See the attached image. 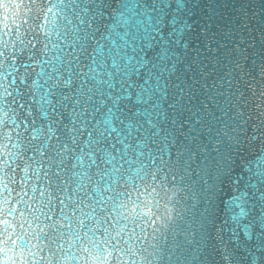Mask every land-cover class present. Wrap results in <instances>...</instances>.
I'll return each instance as SVG.
<instances>
[{
  "label": "snow or ice",
  "instance_id": "1",
  "mask_svg": "<svg viewBox=\"0 0 264 264\" xmlns=\"http://www.w3.org/2000/svg\"><path fill=\"white\" fill-rule=\"evenodd\" d=\"M197 8L29 0L0 25V264H264V23Z\"/></svg>",
  "mask_w": 264,
  "mask_h": 264
},
{
  "label": "water",
  "instance_id": "2",
  "mask_svg": "<svg viewBox=\"0 0 264 264\" xmlns=\"http://www.w3.org/2000/svg\"><path fill=\"white\" fill-rule=\"evenodd\" d=\"M198 4L203 6L204 11L202 12L200 8H197L196 11L201 13L202 15L206 16L211 14L215 10V15L219 16L223 14L226 17H230L233 21L237 18L241 20L248 18L253 20H258L264 23V0H196ZM29 5V0H0V25L3 22H7L9 27H15L16 23H19L27 14L26 9ZM212 5L213 7H209ZM224 5H226L224 7ZM255 14V15H253ZM15 21V23H14ZM7 108V105H5ZM5 132L8 136H11V131L5 129ZM251 135V132H249ZM259 146L255 143L250 144L248 146V151L245 155H249L257 150ZM15 151V149H12ZM8 148L7 144L3 147H0V156L4 157V160L8 159ZM32 153L29 152L28 155ZM4 165V161L0 160V168ZM237 172H239V168H237ZM225 183L224 193H217V198L214 200L215 207H210V211L213 213L214 220H215V227L212 229L213 236L216 235V232L223 227L224 220L226 219L225 210L223 206L219 203L220 199H223L224 194L232 195L233 191L237 187H243V181L240 185H237L233 181L236 179L235 174L231 178L224 176L222 177ZM216 184H219L220 181H216ZM175 191L169 192V194L173 197V203H169L167 208L171 212L173 217L172 223L167 230V235L165 239L171 240V230L175 229L177 232H180L182 229L187 228L189 224H191L192 216L191 214L186 213L185 211V201L183 197L186 195L182 186L177 183L172 186ZM143 190V189H142ZM133 198H135V193H133ZM160 204H164V200L160 201ZM142 211H147V209H143ZM156 210L154 209L153 214H155ZM177 213H183V215H178ZM165 215L164 208H159V216L163 217ZM166 221L163 219H158L157 224H164ZM142 224H144L147 228V232H152V228L147 226V221L142 220ZM211 226V225H210ZM193 229L198 227V224L192 226ZM100 239V237H97ZM74 251H76L74 249ZM76 255L78 257L77 260L69 261V264H85L88 256L86 253L81 254L79 251H76ZM95 255V253H93ZM162 264H166V262H162Z\"/></svg>",
  "mask_w": 264,
  "mask_h": 264
}]
</instances>
